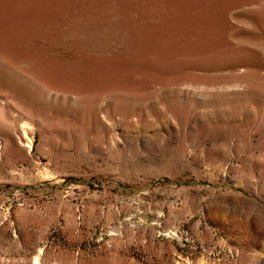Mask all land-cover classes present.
Here are the masks:
<instances>
[{"label":"rangeland","instance_id":"1","mask_svg":"<svg viewBox=\"0 0 264 264\" xmlns=\"http://www.w3.org/2000/svg\"><path fill=\"white\" fill-rule=\"evenodd\" d=\"M0 264H264V0H0Z\"/></svg>","mask_w":264,"mask_h":264}]
</instances>
